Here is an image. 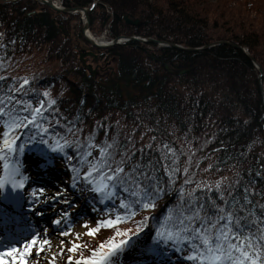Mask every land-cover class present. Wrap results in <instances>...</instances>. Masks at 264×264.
Segmentation results:
<instances>
[{
    "label": "trees",
    "instance_id": "trees-1",
    "mask_svg": "<svg viewBox=\"0 0 264 264\" xmlns=\"http://www.w3.org/2000/svg\"><path fill=\"white\" fill-rule=\"evenodd\" d=\"M61 4H92L88 18L95 35L106 29L111 38L138 35L200 49L127 40L96 51L101 58H113L114 73L93 78L79 63L75 40L67 30L77 25L74 38L87 45L78 13L64 14L61 20L57 12L34 0H0V76L6 77L4 85L14 83L12 77L27 79L28 95L22 98L31 97L34 106L40 99L55 101L44 105L38 119L54 117L49 121L52 131L65 138L70 130L79 129L76 134L81 138L90 134L100 142L107 129L109 140L115 135L124 144L131 136L140 148L155 137L156 143L176 153V186L185 176L214 181L242 171L264 192V0H61ZM124 14L141 24H125ZM215 41L224 42L201 48ZM148 46L155 59L145 53ZM247 53L260 66V79ZM180 69L186 70L176 73ZM45 91L47 98L42 96ZM74 147L65 151L74 154ZM57 154L64 157L63 152ZM257 172L262 175L257 177ZM175 201L176 193L169 189L156 215ZM95 202L107 210L113 204L112 200L100 204L98 198ZM147 214L138 210L131 221L109 228V235H93L90 240L98 241L83 245L81 255H89V249L117 230L128 229L132 235V221ZM145 226L141 244L154 232V221L141 224V230Z\"/></svg>",
    "mask_w": 264,
    "mask_h": 264
},
{
    "label": "snow or ice",
    "instance_id": "snow-or-ice-1",
    "mask_svg": "<svg viewBox=\"0 0 264 264\" xmlns=\"http://www.w3.org/2000/svg\"><path fill=\"white\" fill-rule=\"evenodd\" d=\"M5 79L0 76V160L4 161L0 173V230L12 236L29 230V236L0 248V264H27L33 249L38 256L45 246L50 247V227L64 223L70 216L65 210L60 218L51 220L49 228L36 232L31 228V221L17 211L25 199L36 216H43L41 206L51 207L57 201L67 205L68 209L73 207V203L65 198L67 185L63 190L47 194L43 186L32 187L30 175L18 162H11L15 159L16 148L23 151L28 145L38 146L35 150L45 163L52 159L50 153L63 152L65 166L72 173L71 187L83 185V190L96 194L100 204L105 200L113 201L107 216L96 227H87L88 221H84L81 226L86 228V235H95L100 224L112 228L126 220L131 221L138 210H143L148 214L141 221L132 222L135 234H140L141 224L150 219L154 221L150 249L153 254L162 251L163 245L186 252L185 258L196 264H264V199H257L264 198V192L255 188L254 178L246 179L242 171H234L231 177L221 176L214 181L192 180L185 176L176 186L179 176L173 148L156 143L155 137L140 148L131 136L122 144L115 135L109 140L107 129L105 139L100 142L90 134L81 138L76 134L79 129L70 130L65 134L69 138H65L52 131L53 124L49 121L54 117H48L47 121L43 117L38 119V115L45 112L44 105L52 106L54 100L40 99L34 106L31 97L28 100L22 98L28 95L27 79L20 81L12 77L14 83L4 85ZM42 96L47 98L48 92ZM60 119L55 120L56 125L60 124ZM73 145L74 154L65 151ZM152 153L160 155L157 157ZM188 171L187 167L183 169L184 173ZM261 175L256 173L257 177ZM169 189L176 193V201L157 216L156 210ZM65 229L59 232L61 237L71 233L67 224ZM135 234L130 236L128 229L117 230L112 238L89 249V255L75 258L68 255L64 264H119V255L132 243ZM79 236L76 234L74 240L68 242V253L80 248V243L76 242ZM119 236L123 238H115ZM64 243V240L60 241V251L52 253L48 264H53L56 256L63 255Z\"/></svg>",
    "mask_w": 264,
    "mask_h": 264
},
{
    "label": "rangeland",
    "instance_id": "rangeland-1",
    "mask_svg": "<svg viewBox=\"0 0 264 264\" xmlns=\"http://www.w3.org/2000/svg\"><path fill=\"white\" fill-rule=\"evenodd\" d=\"M58 1H57V3H58ZM87 8H88V6H87ZM79 18L81 20V24L83 25L84 24L83 15H80ZM62 26L64 27V28H62L63 32L66 33V30H65L66 25H65V23H63ZM76 27H77V25L73 24L72 26L67 27V30L71 34V37L73 36L72 39L75 40V41H73L71 39L73 43L75 42L76 51H77L76 56L78 57L79 50L81 48L89 49L88 46L90 44L88 43L87 44L88 46L84 45L81 42L79 44L77 39L74 38V30H75ZM88 30L90 31L89 27H88ZM90 34L99 42L100 41H104V43H105V42H108V41L111 40V37L108 36V32H107L106 29L102 30L99 34H96V35L93 34L90 31ZM97 55H98V53H97ZM98 57H99V55H98ZM86 59H87L86 60L87 63H90L92 66L96 65V69L98 71L97 75H103V74H105L107 72L110 73L114 69V64L112 62L113 58L104 59V58L99 57V59H97V62H95V63L92 61L91 57H86ZM46 164H50L51 167H50V169L46 168V170H44V171H50L52 168H55V167L56 168H60V167L64 168V165L59 160L58 161L53 160L51 162H47ZM60 170L62 171V175H60V177L57 178L56 183H54L56 185H51V186L49 185L45 189L47 191V194H51L52 192H54L56 190H63L64 186L67 185L68 187H67V191L65 192V198L70 200L73 203V207H72V209H68L67 205L57 201V203L55 205L51 206V207H44L43 211H45V213L47 214L46 216L49 218L50 221L52 220V215L49 217L50 212H52L53 214H56V215H54V218H53V219H55V218H60L61 213L63 211H65V210L69 211L70 212V216L67 218V220H65L64 223H61V225L66 224V222L71 221L72 224H70V226H68V227L71 228V233L69 235H67V236L61 237L59 235V232L62 229L66 230L65 227H62V228H60V227L57 228L56 227V228H54L53 233L51 232V227H50V232H51L50 247L49 246H45L44 249H43V252L40 255H38V256L35 255V250H34L33 251V256L31 257V259H34L35 261H38V259H40V262L42 264H48V261L52 260V253L60 251V241L61 240L65 241V243H64V253H63V255L56 256L53 264H64V262L66 261V258H67L68 255H73L74 258L79 256L78 255L79 253H77V251L74 252V253H68L67 252V248L70 246L68 242L71 241V240H74V238L76 237V234H80V236L78 237L76 242L80 243L81 246H83L85 244L87 245V242H89V241H90L89 244L96 243L98 241V239L97 240L95 239V241L92 240V239L90 240V238L93 235H91V236L90 235H86L85 234L86 233V228L82 227L81 225H83L84 221L87 220L88 221L87 227H96L98 222L101 221L102 219H104L107 216V212H102V214H101L99 212H96V210L94 211L93 208H90L91 206L90 207H88V206L84 207V205L82 203L83 201L81 199H77L76 198L75 188L71 187V180L68 179V177H67V171L62 170L61 168H60ZM44 171L42 170V173ZM26 173L27 174H31L32 171L31 170H27ZM32 174L33 175L36 174V171L34 170V172ZM50 174H52V173H50ZM44 183L48 184L47 183V179H44ZM33 187H39V186L35 185ZM79 210L80 211L84 210V211H82V212H84V214L81 215L79 219L75 220L74 216L79 214V212H80ZM101 225L102 224L99 225L98 231L95 234L96 238L105 237V236H107V235H109L111 233L109 228H105V227H103ZM81 246H80V248L78 250H81Z\"/></svg>",
    "mask_w": 264,
    "mask_h": 264
},
{
    "label": "water",
    "instance_id": "water-1",
    "mask_svg": "<svg viewBox=\"0 0 264 264\" xmlns=\"http://www.w3.org/2000/svg\"><path fill=\"white\" fill-rule=\"evenodd\" d=\"M8 1H11V0H8ZM37 2H40V3H43L45 4L46 6H48L50 9H52L53 11H56V12H59V13H73V12H77V13H80L83 15V19H84V24L82 26V33L84 32L83 34V37H84V40L89 43L92 47H94L95 49H105V48H108V47H111L121 41H127V40H132V41H138V42H142V43H154V44H157L158 46H162V45H169V46H173V47H176V48H183V47H180L176 44H173V43H167V42H164V41H159V40H156L154 38H151V37H142V36H130V37H126V36H117V37H114L113 39H111L110 41L108 42H105V43H98L96 42L93 38L91 37H88V35H86V31L88 30V27H89V18H88V12L90 11L91 7H88V8H85V7H59L57 5L54 4V2L52 0H35ZM122 19L124 21L125 24H128V25H132V26H138L141 24V20L138 19V18H130L128 15L124 14L122 16ZM224 41H215V42H212V43H209L201 48H207L211 45H214V44H220ZM226 43V42H225ZM183 49H186V50H197V49H200V48H183ZM145 50V49H144ZM243 51H245L244 49H242ZM247 55L249 56V58L253 60V58L247 53ZM86 56H92L94 58H96V54L92 51H87L85 49H80L79 50V54H78V57H79V60L81 61L82 63V68L84 70H86L88 72L89 75H91L92 77H95L96 74H97V70H96V67H92L90 63H86ZM85 57V58H84ZM254 64L259 72V79L261 78V75H262V70L260 68V66L258 65V63H256L254 61ZM164 67L170 71V67L165 63L164 64ZM186 69H180V70H177L176 73L180 74V73H183Z\"/></svg>",
    "mask_w": 264,
    "mask_h": 264
},
{
    "label": "bare ground",
    "instance_id": "bare-ground-1",
    "mask_svg": "<svg viewBox=\"0 0 264 264\" xmlns=\"http://www.w3.org/2000/svg\"><path fill=\"white\" fill-rule=\"evenodd\" d=\"M4 1H7V0H4ZM15 1V0H14ZM64 14H67V13H64ZM61 18V20H64L65 18L64 17H60ZM82 26L83 25H81V28H82ZM81 33H82V31H81ZM86 35H88V37H91V38H93L96 42H98V43H104V41H97L91 34H90V32L87 30L86 32ZM83 34H84V32L82 33V36H83ZM130 36H138V35H130ZM130 36H126V37H130ZM84 38V37H83ZM142 43V42H141ZM158 46V45H157ZM161 46V45H160ZM160 46H158V47H160ZM163 46V45H162ZM151 47L150 46H148V47H146L145 48V53L149 56V57H151V58H156V57H154V56H152L151 54H150V51H151ZM86 57H88V56H86ZM78 58V61H79V63L81 64V66H82V63H81V61L79 60V57H77ZM85 58V57H84ZM86 59V58H85ZM86 63H87V61H86ZM95 63V62H94ZM161 63H162V65L164 66V64L166 63L167 64V62L166 61H161ZM168 65V64H167ZM92 66V65H91ZM92 67H96V65H93ZM166 69V68H165ZM171 69V68H170ZM97 70V69H96ZM167 70V69H166ZM168 71V70H167ZM171 71V70H170ZM98 72V71H97ZM91 76V75H90ZM98 76H108V74H103V75H98ZM92 77V76H91ZM95 77H97V74H96V76ZM95 77H93V78H95ZM28 160V157L27 156H25V155H23L19 160H18V164H19V166L20 167H22V166H24L25 165V163H26V161ZM30 165H32V163H30ZM46 193H47V191H46ZM45 207H48V206H45ZM43 208V207H42ZM41 210H43V209H41ZM57 227V225H53V227ZM58 226H60V225H58ZM61 227H65V224H63ZM53 228L51 229V232L53 233ZM51 242V241H50ZM38 259V258H37ZM31 262H32V264H42L41 262H40V259H38V261H35L34 259H31Z\"/></svg>",
    "mask_w": 264,
    "mask_h": 264
},
{
    "label": "flooded vegetation",
    "instance_id": "flooded-vegetation-1",
    "mask_svg": "<svg viewBox=\"0 0 264 264\" xmlns=\"http://www.w3.org/2000/svg\"><path fill=\"white\" fill-rule=\"evenodd\" d=\"M45 5V4H44ZM57 15L59 16V17H65L64 16V13H59V12H57ZM105 74H108V76H110V74L107 72V73H105Z\"/></svg>",
    "mask_w": 264,
    "mask_h": 264
}]
</instances>
